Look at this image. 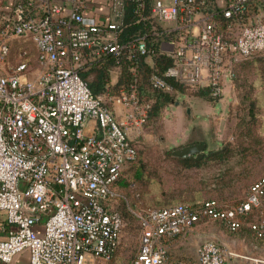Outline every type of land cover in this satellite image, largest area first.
<instances>
[{
	"label": "built area",
	"instance_id": "built-area-1",
	"mask_svg": "<svg viewBox=\"0 0 264 264\" xmlns=\"http://www.w3.org/2000/svg\"><path fill=\"white\" fill-rule=\"evenodd\" d=\"M124 1L110 0L104 23H88L83 0H0V264L23 251L28 264H92L119 246L125 222L114 185L137 159L149 103L139 100L134 75L116 95H93L79 75L84 50L115 59L135 50L152 68L163 55L169 64L162 76L151 72L153 89L172 92L168 78L212 99L231 85L236 63L264 52V0H151L139 20L158 25V51L144 36L117 42ZM27 43L34 60L20 46ZM129 188L138 201L136 184ZM248 214L249 228L264 237V173L231 206L208 200L141 210L131 264H190L169 258L168 240L203 217L234 231ZM230 254L212 239L197 248L199 264H229ZM249 260L264 264L263 256Z\"/></svg>",
	"mask_w": 264,
	"mask_h": 264
},
{
	"label": "rangeland",
	"instance_id": "rangeland-1",
	"mask_svg": "<svg viewBox=\"0 0 264 264\" xmlns=\"http://www.w3.org/2000/svg\"><path fill=\"white\" fill-rule=\"evenodd\" d=\"M20 46L27 47L30 56L34 57L35 49L31 43ZM16 54L17 50L13 51L11 58H14ZM262 68H264V52L238 69L236 79L229 87L226 86L220 98L207 100L206 97H197L198 92L183 88L181 92L172 95L171 102L165 105L156 119L146 120L145 134L138 138L136 144L138 161L129 174L133 175L137 166L142 169L143 176L140 179L133 178L140 190V205L154 206V203L161 199L178 197L181 191L184 197L189 199L194 190L201 187L212 190L216 187L215 182L225 184L226 188L222 195H217L216 192L204 193L205 199L214 198L233 202L244 197L248 186L264 171V144L262 142L259 152L257 154L247 152L246 158L239 153L240 149H237L236 145L240 138V123L248 120L247 107L251 102H254L256 106L257 125L264 117V82L260 75ZM115 82L116 78L114 80V74L111 73L110 84ZM175 102H178V105H175ZM187 108L190 109L189 114L186 112ZM196 140L205 143H211L213 140L217 142L214 145L209 144V147L205 149L206 154L209 151L225 148L226 144H231L233 156L231 160L222 164L205 162L200 166L192 167L175 162L170 158L174 157L171 155L172 150ZM120 188L121 193L132 202L127 184ZM233 191L235 192L232 193ZM183 203L189 202L183 201ZM117 204V210L122 212L125 220L120 245L110 260L95 259L92 264H129L136 252L137 222L133 213L127 211L122 202L119 207ZM195 229L193 233L198 235L196 237L198 241L213 239L225 250L229 249L251 257H264V240H255L246 228L230 232L218 221L201 220ZM180 254L181 258L188 259L191 264H198L192 245L184 246ZM11 264H28L27 252L23 251L18 254Z\"/></svg>",
	"mask_w": 264,
	"mask_h": 264
},
{
	"label": "trees",
	"instance_id": "trees-1",
	"mask_svg": "<svg viewBox=\"0 0 264 264\" xmlns=\"http://www.w3.org/2000/svg\"><path fill=\"white\" fill-rule=\"evenodd\" d=\"M142 1L145 4V8L143 12L141 13L137 11V1L135 0H125L124 1V12H123L124 26L122 27V30L118 33L117 42L118 43L119 42H129V41L134 40L135 38L144 36L145 41L147 42L148 48L150 47L154 51H158L159 43H160V40L162 39V36L158 35V30H160L158 25L152 24L150 20L148 19L139 20L140 14L143 16L147 15L148 6L150 5L151 0H142ZM156 31H157V35L155 34ZM262 53L236 63L234 65V77H233L232 82L234 81V79H236L238 75L237 74L238 69L241 68L242 65H244L246 62L256 57H259ZM168 64H169L168 58L161 55L155 59L154 68H156L159 75L162 76L165 69L168 67ZM132 68H134V72H132ZM154 68H152L150 64L148 63L147 54H140L135 50L132 52V56L130 59L125 57V55L117 59L109 55L98 56V57L93 58L87 50H84L82 52V64L79 70V75L87 83L93 95H100L106 91H108L111 94L116 95L119 91V88L122 86H126L131 81L134 75L137 78V91H138L139 100L149 103L147 120L150 121L152 120V118L156 119L160 115L161 110L165 107V105L168 102H171L172 100L171 97L174 93L181 92V90L183 89L181 86L174 83L172 80L168 78H165V79L173 86L172 92H165V91L153 89L149 82V76L151 72L154 70ZM114 70L117 71L116 82L114 84H110V74ZM263 72H264V68L260 69V75L264 82ZM196 95L199 97H206L207 100L212 99L211 97L209 98V96L207 95L205 91H198V94ZM247 117H248V120L246 122L241 121L240 123V127H241L240 138L236 142L237 149H240L239 153L243 155V158L247 157L246 156L247 152H250L251 154H255V153L257 154L259 152V147L261 146L260 145L261 142L264 144V117L260 119V123L259 125H257L256 106L254 102H251L247 107ZM230 145L231 144H226V147L223 150L218 151L217 153H214L212 155H209L208 157H202L201 159H198V160L170 157V152H169V157L175 162H179L185 166H190V167L200 166L205 162H216L218 164H222V163H225L231 160L233 156V150ZM137 159H138V154H137ZM137 159L134 162L125 165V167L122 169L119 175V178L114 186H115V190L119 193V196H120L119 199H117L116 204L118 201L122 202L124 208L130 213L131 212L133 213V216L137 222L138 231H139V222L135 214L141 210L164 209V208H168V207H171L177 204H183L187 207H193V206L200 205L208 200H215L223 204H226L228 206H231L243 200L246 195L245 194L244 197L241 198L240 200H235L233 202L220 201L214 198L205 199L203 197L204 193L216 192L217 195H222L223 190L226 188L224 187L225 184L223 182H215L216 187L213 188L212 190L211 189L206 190V188L201 187L199 189L194 190L193 195L189 199H186L184 197L185 195L181 191L178 194V197L176 198H166L164 200L161 199L160 201H156V203H154L155 204L154 206H151V205L142 206L139 204V200L138 201L135 200L129 188V185L131 183H135L137 186V190L139 192V197H140V190L138 188V184L133 178L136 177L140 179L143 176L142 169L140 168V166H137L133 171V175H129L130 170L137 163L138 161ZM126 184H127V189L130 193V197L133 199L132 202L129 201V199L125 196V194L121 193L120 187L123 188L125 187ZM235 191L237 192L238 190H235ZM235 191H233L232 193H234ZM232 193H229V194H232ZM183 201H188L189 203L185 204L183 203ZM120 202H118L117 204L118 207L120 205ZM120 214L123 218L122 212H120ZM252 217H253L252 214L245 215L244 223L240 226L239 229L234 230V231H231L228 229L226 230L230 232H237L243 228H246L255 240H264V237L259 238L255 236L253 231L249 228L248 221L252 219ZM201 220H208V219L204 217L200 218L197 223H199ZM135 254L132 260L134 259ZM132 260L130 261L129 264H131Z\"/></svg>",
	"mask_w": 264,
	"mask_h": 264
},
{
	"label": "crops",
	"instance_id": "crops-1",
	"mask_svg": "<svg viewBox=\"0 0 264 264\" xmlns=\"http://www.w3.org/2000/svg\"><path fill=\"white\" fill-rule=\"evenodd\" d=\"M85 2V10H84V18L85 21L88 23H104L107 17V14L109 13V5H110V0H83ZM18 45L15 44L14 47H12V50L15 51L17 50ZM32 60H34V57L31 56ZM12 62H15V59L12 58ZM34 63V61L32 62ZM114 74V80L117 78L116 72H112ZM198 97V96H197ZM175 105H178V102H175ZM122 107L120 105L115 106V113L118 119H122L123 113H122ZM145 134V128L143 127L142 133L139 136L143 137ZM192 143H205L204 141H193L188 144ZM216 141H211V143L207 142L205 143L206 148L209 147V144H216ZM199 223L195 224L189 231H186L183 235L177 236L172 238L171 240H168L166 243V248L168 252V256L170 259L175 260V259H185L180 257V253L182 252L184 246L186 245H192L195 251V256H196V261L198 263V257H197V248L198 246L205 240L207 239H202V240H197V236L193 233V231H196V227L198 226ZM198 234V232H196ZM213 240V239H212ZM121 241V239H120ZM217 242L216 240H214ZM199 242V243H198ZM218 243V242H217ZM224 246V244H222ZM227 252H230V255H227V261L229 264H237V263H242V264H250L249 258L251 257L250 255H242L236 252H233L231 250H226ZM188 260V259H186ZM189 261V260H188ZM248 261V263L246 262ZM191 264V261H189ZM199 264V263H198Z\"/></svg>",
	"mask_w": 264,
	"mask_h": 264
},
{
	"label": "water",
	"instance_id": "water-1",
	"mask_svg": "<svg viewBox=\"0 0 264 264\" xmlns=\"http://www.w3.org/2000/svg\"><path fill=\"white\" fill-rule=\"evenodd\" d=\"M186 112L189 114L190 109L187 108ZM205 149H206L205 143H192L172 150L171 155L183 159L198 160L201 159L202 157H208L209 155L217 153L218 151L223 150L224 147H222L219 150L209 151L207 154L205 153Z\"/></svg>",
	"mask_w": 264,
	"mask_h": 264
}]
</instances>
